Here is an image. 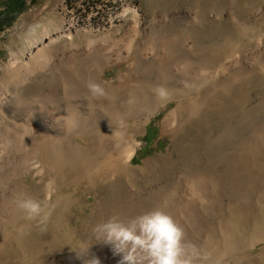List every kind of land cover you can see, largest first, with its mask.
Segmentation results:
<instances>
[{
	"label": "rangeland",
	"instance_id": "obj_1",
	"mask_svg": "<svg viewBox=\"0 0 264 264\" xmlns=\"http://www.w3.org/2000/svg\"><path fill=\"white\" fill-rule=\"evenodd\" d=\"M4 1L0 0V10ZM10 18L0 31V81L8 76L6 67L14 60L29 58L35 41L52 55L51 65L24 86L29 100L44 92L52 81L57 84L59 78V90L69 98L72 92L67 73L76 75L78 81L85 79L79 75L84 70L81 58L90 53V48L106 47L117 37L125 43L129 40V54L105 63L101 80L115 86L114 96L122 104L117 125L123 138L140 145L132 167L113 179L108 173L110 156L98 152L91 176L77 183L59 179L48 206L40 191L55 179L29 174L23 183L30 197L36 198L39 193L36 199L43 210L32 218L24 212L18 215L9 228L15 243H10L9 257L0 256V264H67L68 259L75 260L84 238H97L98 223L113 214L130 218L145 212L144 201L167 192L177 182H187L196 162L203 161L213 151L210 145L221 139L227 144L228 156L236 153L244 160L249 155L243 162L244 169L254 170L264 182V0H27L23 12ZM151 33L162 46L172 45L176 37H189L198 50H205L211 57L214 71L212 78L200 85L194 79L201 78V65L180 60V66L175 67L177 92L171 83L164 85L167 95L158 94L159 106L138 118L133 115L137 99L128 102L136 82L130 67L136 60L134 50L149 44ZM242 59V64L228 70L231 63ZM93 62L97 63L95 58ZM151 86L145 90L148 95L157 92ZM189 88L196 90L184 95ZM198 98L202 101L191 117L181 114L167 120L179 107L180 111L193 107ZM74 102L85 103V109L91 103L89 99ZM183 103L185 106H180ZM72 116L74 121L68 120L66 132L70 136L77 134L82 123L81 114L74 112ZM75 137L82 145H94ZM147 137H155L151 145ZM35 138L27 133L23 140L33 147ZM97 188L102 193L98 200L90 192ZM182 217H187L186 211ZM40 224L44 237L33 232L27 235L32 225L37 231ZM263 246L255 248L245 264L256 259Z\"/></svg>",
	"mask_w": 264,
	"mask_h": 264
},
{
	"label": "bare ground",
	"instance_id": "obj_2",
	"mask_svg": "<svg viewBox=\"0 0 264 264\" xmlns=\"http://www.w3.org/2000/svg\"><path fill=\"white\" fill-rule=\"evenodd\" d=\"M148 38L149 44L134 50L136 60L130 67L136 82L135 92L128 102L137 99L133 103L138 102L133 106V115L138 118L159 106V89L164 88V85L171 83L170 86H174L177 92L175 78L178 74L175 67L180 66V60L201 65L202 76L199 80L194 79L200 85L209 81L214 71L211 57L205 50H198L189 37H176L172 45L163 46L154 33ZM35 42V50L29 58L14 60L6 67L8 76L0 81V256L3 258L9 257L12 250L9 248L10 243H15L10 238L12 232L9 228L23 212L18 207V201L31 196L28 186L23 183L29 174L35 172L36 175L43 174L55 179L54 183L48 182L40 191L48 206L51 196L59 187V179L77 183L91 176L98 152L110 156L112 162L108 173L113 179L122 170L132 167V160L140 145L134 139L126 141L123 138L117 125V112L122 104L114 96L115 86L101 80L105 63L112 62L115 57L125 58L129 54V40L125 43L123 38L117 37L106 47L90 48V53L85 56L90 60L81 58L84 70L79 75L85 79L78 81L76 75L67 73L72 92L69 98L59 90V83H62L59 78L57 84H52V81L44 92L29 100L24 86L36 74L45 71L53 61L51 53H47L48 49L38 44V40ZM94 58L97 63L93 62ZM242 63L243 59L233 62L228 70ZM88 80L101 84L106 95L92 97L85 86ZM149 84H153L151 87L157 90L156 93H146ZM195 90L189 88L183 92L185 95ZM102 98L108 102L100 103ZM75 99H89V109L83 107L85 103H75ZM201 101L202 98L196 99L191 105L193 107H185V111V108L180 111L179 107L169 114L167 120L181 114L191 117L199 109L198 103ZM32 103L39 106H33ZM180 106L185 105L183 103ZM66 109L81 114L82 123L75 135L92 142L93 146L78 143L75 135H66L68 120L74 121L75 118L72 116L74 112L67 113ZM27 133H33L36 137L33 147L26 145L23 140ZM210 146L213 151H209L203 161L196 162V168L187 182H177L167 192L161 191L151 200L144 201L143 210L146 212L163 207L170 212L185 230L186 239L208 256L205 264H245L253 257L252 251L264 245V197L260 194L263 193L264 182L254 170L244 169L243 162H247L249 155L244 156V160L236 153L228 156L225 154L227 144L223 139ZM81 168L83 175L80 173ZM53 174L55 177L51 176ZM90 192L96 200L102 194L98 188ZM38 196L39 193L36 198ZM184 211L187 213L186 218L182 217ZM42 226L40 224L35 231L32 225L27 235L33 232L39 238L44 237ZM84 239L78 257L75 260L68 259L67 264H86L93 258H98L100 264H118L121 256L115 255L110 245L97 241V238ZM255 258L249 264H264V246Z\"/></svg>",
	"mask_w": 264,
	"mask_h": 264
},
{
	"label": "clouds",
	"instance_id": "obj_3",
	"mask_svg": "<svg viewBox=\"0 0 264 264\" xmlns=\"http://www.w3.org/2000/svg\"><path fill=\"white\" fill-rule=\"evenodd\" d=\"M92 97L106 95L105 88L95 82H86ZM166 96L164 88L159 89ZM18 207L29 218L39 216L42 204L33 197L18 201ZM97 241L110 245L115 255L121 256L118 264H205L208 260L195 245L186 239L183 227L163 207H157L139 215L123 218L113 214L95 227ZM86 264H100L93 258Z\"/></svg>",
	"mask_w": 264,
	"mask_h": 264
},
{
	"label": "trees",
	"instance_id": "obj_4",
	"mask_svg": "<svg viewBox=\"0 0 264 264\" xmlns=\"http://www.w3.org/2000/svg\"><path fill=\"white\" fill-rule=\"evenodd\" d=\"M26 4H27V0H5L3 2V5L5 7L3 6V8L0 10V31H2L5 28V25H7L11 21L12 19L10 18L11 16H13L17 12H23ZM154 139L150 140V138L147 137V140L150 143V145Z\"/></svg>",
	"mask_w": 264,
	"mask_h": 264
}]
</instances>
